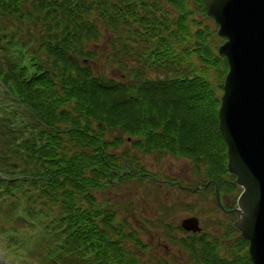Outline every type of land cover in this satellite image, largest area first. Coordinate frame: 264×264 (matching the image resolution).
Segmentation results:
<instances>
[{"label": "trees", "instance_id": "1", "mask_svg": "<svg viewBox=\"0 0 264 264\" xmlns=\"http://www.w3.org/2000/svg\"><path fill=\"white\" fill-rule=\"evenodd\" d=\"M191 8L205 15L203 0H0V230L19 264H142L138 232L97 197L144 182L135 152L189 158L212 188L237 190L204 71L225 75L226 59ZM102 53L130 79L89 63ZM135 56L156 74L128 67ZM221 227L178 240L189 262L251 264L247 241Z\"/></svg>", "mask_w": 264, "mask_h": 264}, {"label": "water", "instance_id": "2", "mask_svg": "<svg viewBox=\"0 0 264 264\" xmlns=\"http://www.w3.org/2000/svg\"><path fill=\"white\" fill-rule=\"evenodd\" d=\"M205 16L224 37L217 54L227 63L218 129L226 146V169L240 189L233 227L247 241L251 264H264V0H203ZM199 188V187H197ZM216 189V200L219 202ZM186 232L201 231L198 219L181 220Z\"/></svg>", "mask_w": 264, "mask_h": 264}, {"label": "rangeland", "instance_id": "3", "mask_svg": "<svg viewBox=\"0 0 264 264\" xmlns=\"http://www.w3.org/2000/svg\"><path fill=\"white\" fill-rule=\"evenodd\" d=\"M164 5H167V3H164ZM191 9L193 10V19L204 26H208L210 30L209 44L213 48V51L217 53V47L224 39V37H220L216 34L217 24L211 18H205L203 13H198L195 9ZM164 10H168V12H170V16H174L176 14L175 9L174 12L171 8L165 7ZM199 26L201 27V25ZM105 34L108 35L109 41L113 39V33V35H111L108 34V31H106ZM109 41H106L102 38L97 41L96 47L100 48L102 52L105 51V53H108L109 60L112 62V56L114 52L112 53L108 51L110 50ZM107 45H109V47H107ZM173 46L176 49V40H173ZM105 53H102L101 57L89 61V63H93L92 65L96 66L97 70L102 71L107 75H111L116 80L127 78L130 79V76L133 75L132 72H130L131 74L129 73V75L127 70L122 68L120 69L114 63L104 62ZM118 54L120 55L119 51L115 53V55ZM191 57H193V65L196 66L200 72H202V69L205 68V65L197 60L196 54H192ZM126 63L128 64V67L131 66L132 68L140 69V71L145 73L146 77L156 74L155 72H152L153 68H145V63L143 62L142 57L135 56L129 59ZM204 71L207 72L209 81L216 92L221 96V85L224 79L223 76L225 75L221 74L219 76L216 72V69L212 67L204 69ZM131 142L132 141L128 140L125 144V147H122L121 149H127L129 152L133 153L134 148L132 147ZM134 156L136 157L137 162L146 168L148 172L153 173L158 180L150 181L146 179L142 184L138 183V181H131L130 183L112 186L104 192L106 198L100 193L97 194V197L106 202L109 200L112 205L117 207L121 213L120 215L126 219V221L129 223V226L138 232L141 240L143 238V234H141L143 223L141 221H145V216L151 220H158L157 225L153 224L148 228L152 238L162 243H164L162 239H165L166 242L169 241L165 235L161 236V233L164 229L160 225L161 219L170 225H178L183 219L196 217L199 219L201 225L200 227L202 228L200 233H212L218 236V238H221L220 236L226 234L227 229L221 227V225H229L233 223L235 217L233 214L228 213L225 215L223 212H219L216 205V197L213 196L212 193V190L214 189L212 188V183L210 184L211 186L209 185L205 187V190L202 191H190L188 189L205 182L203 181V171L201 169L197 171L195 169L194 162L191 159L185 157H175L159 152L146 154L144 152L138 151L134 153ZM166 178L175 182L179 181L180 186L183 188H179L177 185L165 183L163 180ZM239 192L240 189L237 186L236 191H218L217 195L219 193L223 194V197L219 195L218 197L222 198V203L224 205L231 206ZM225 194H229V196ZM142 207H144L143 210ZM162 220L161 224H163ZM216 222L222 223L218 225ZM178 229L181 231V233H176V237L181 239L184 237L185 232L183 231V233L181 228ZM169 234L171 235V233ZM5 238V233L0 230V264H19L20 259H17V257L14 255L15 251L8 247ZM179 239H174V241L169 243L168 247L170 249H168V252L166 249L162 248V245H158L156 248L158 255H156V257H161L164 262L176 261V264H193L189 262L186 252L182 248L181 244H179ZM6 247H8V249H5ZM151 249L152 246L150 250ZM143 252V250L140 253L138 252V257L140 258L142 264H165L157 261L153 250H151L149 254L150 256Z\"/></svg>", "mask_w": 264, "mask_h": 264}, {"label": "flooded vegetation", "instance_id": "4", "mask_svg": "<svg viewBox=\"0 0 264 264\" xmlns=\"http://www.w3.org/2000/svg\"><path fill=\"white\" fill-rule=\"evenodd\" d=\"M145 174H146V177L144 178V182H145V180L146 179H148V180H150V181H152V180H158V179H156V176L153 174V173H150V172H148V170L145 168V172H144ZM163 181H165V183H167V184H172V185H177L179 188H183L182 186H180V182L179 181H172V180H170V179H168V178H166V179H164ZM203 181H205V182H202V184H199L198 186H195V187H193V188H188L190 191H197V190H200V191H202V190H205V187H207V186H209L210 184H211V180H207L205 177H204V179H203ZM211 186V185H210ZM215 186L216 185H214V189L212 190V193H213V196H215L216 197V189H215ZM197 187H199V188H197ZM218 188V187H217ZM211 191V190H210ZM218 191H219V189H218ZM219 196H221V197H223V194H218ZM225 195H227V196H229V194H225ZM238 196V195H237ZM219 198V202H220V204H221V206L223 207V209H225L226 211H224V210H222L220 207H219V205H218V203H217V200H216V205H217V207H218V210H219V212L221 211V212H223L225 215H227L229 212H227V210H231L234 206H235V204H236V198H235V201L234 202H232V205L231 206H226V205H224L223 203H222V198H220V197H218ZM144 209V207H142V210ZM229 214H233V213H229ZM234 215V214H233ZM193 216V215H192ZM234 217H235V215H234ZM144 220L145 221H141L142 223H143V225H142V227H143V229L141 230V234H143V238H142V245H143V253H146V255H149L150 254V252H151V250H153V253H154V255H155V258L157 259V261L158 262H162V261H164L161 257H156V255H158V251H156V248L158 247V245H162L163 247L162 248H164V249H166V251L168 252L169 250L168 249H170L168 246H169V243L171 242V241H174V239H179L178 237H176V233H181V231H179V229L178 228H180V222H179V224L178 225H176V224H173V225H170V224H168V223H165L162 219V222H163V224H161V220H160V225H161V227L162 228H164L163 229V232L161 233V236L162 235H165L166 236V238L168 239V241L169 242H166L165 241V239H162V241L164 242V243H162V242H158L156 239H154V238H152V236H151V233H150V230H149V228L148 227H151L153 224H156L157 225V222H158V220L156 221V220H151V219H149V218H147L146 216L144 217ZM198 223H199V226H201L200 225V221H199V219H198ZM220 223H222V222H216V224H220ZM232 224V226H233V223H231ZM159 225V224H158ZM234 228V227H233ZM184 230H182V232H183ZM201 231H202V228H201ZM200 231V232H201ZM185 232V235H184V237L186 238L187 236H191V235H195V236H199L201 233L200 232H198V234L197 233H192V232H186V231H184ZM183 232V233H184ZM169 233H171V235L169 234ZM187 234V235H186ZM208 233H205V235H207ZM239 234V233H238ZM152 239V241H151V239ZM156 241H157V243H156ZM154 243H156V244H154ZM159 243V244H158ZM151 246H152V249L150 250V248H151ZM150 256V255H149ZM165 259V258H164ZM169 264H176V261H172V262H170V261H167ZM144 264V263H143Z\"/></svg>", "mask_w": 264, "mask_h": 264}]
</instances>
